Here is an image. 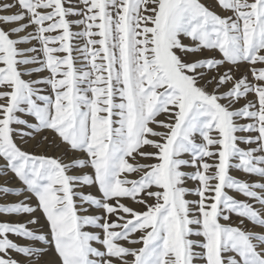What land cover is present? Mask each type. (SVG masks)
Returning a JSON list of instances; mask_svg holds the SVG:
<instances>
[{"label":"snow or ice","instance_id":"snow-or-ice-1","mask_svg":"<svg viewBox=\"0 0 264 264\" xmlns=\"http://www.w3.org/2000/svg\"><path fill=\"white\" fill-rule=\"evenodd\" d=\"M0 264H264V0H0Z\"/></svg>","mask_w":264,"mask_h":264},{"label":"rangeland","instance_id":"rangeland-1","mask_svg":"<svg viewBox=\"0 0 264 264\" xmlns=\"http://www.w3.org/2000/svg\"><path fill=\"white\" fill-rule=\"evenodd\" d=\"M241 71H243V69H241ZM189 171H191V170L189 169ZM187 187H189V188H194V187H195V183L189 181L188 184H187ZM188 199H196V197H194V196H189Z\"/></svg>","mask_w":264,"mask_h":264}]
</instances>
